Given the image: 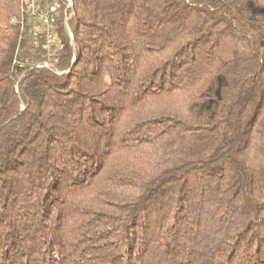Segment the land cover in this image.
<instances>
[{"label":"trees","instance_id":"16d2710c","mask_svg":"<svg viewBox=\"0 0 264 264\" xmlns=\"http://www.w3.org/2000/svg\"><path fill=\"white\" fill-rule=\"evenodd\" d=\"M72 3L0 0V264H264V0Z\"/></svg>","mask_w":264,"mask_h":264},{"label":"built area","instance_id":"2783aa9c","mask_svg":"<svg viewBox=\"0 0 264 264\" xmlns=\"http://www.w3.org/2000/svg\"><path fill=\"white\" fill-rule=\"evenodd\" d=\"M23 2L25 11L36 19L32 27L33 30L42 29L47 36V45L51 46L56 15L64 7L65 21H67L69 9L73 5L72 0H66L64 3L61 1L50 3L48 0H23Z\"/></svg>","mask_w":264,"mask_h":264}]
</instances>
